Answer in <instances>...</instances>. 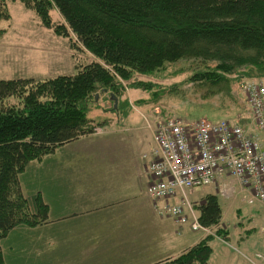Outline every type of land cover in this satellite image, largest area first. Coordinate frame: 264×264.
<instances>
[{"label": "trees", "instance_id": "obj_1", "mask_svg": "<svg viewBox=\"0 0 264 264\" xmlns=\"http://www.w3.org/2000/svg\"><path fill=\"white\" fill-rule=\"evenodd\" d=\"M19 1L42 26L75 37L73 45L92 59L77 65L75 74L0 79V264H6L2 242L10 230L47 218L38 195H23L20 174L32 161L100 128L104 121L86 114L100 90L117 99L121 81L134 72L153 73L167 62L185 60L191 71L188 81L208 85L212 94L224 80L237 84L241 78L264 77V0ZM6 18V0H0V19ZM218 198L207 194L197 213L204 227L217 226L215 234L226 240L239 228L219 225L223 210ZM245 218L238 223L246 226L245 236L237 233L242 238L256 230L249 225L252 218ZM209 238L157 264H210Z\"/></svg>", "mask_w": 264, "mask_h": 264}, {"label": "crops", "instance_id": "obj_2", "mask_svg": "<svg viewBox=\"0 0 264 264\" xmlns=\"http://www.w3.org/2000/svg\"><path fill=\"white\" fill-rule=\"evenodd\" d=\"M133 122H104L27 166L19 177L22 193L38 195L47 218L5 235L6 264H156L191 247L192 231L182 225L188 221L159 213L154 203L163 201L147 193L145 167L154 142L151 131L143 132L145 124ZM227 179L219 178L217 186ZM232 211L243 216L239 206Z\"/></svg>", "mask_w": 264, "mask_h": 264}, {"label": "rangeland", "instance_id": "obj_3", "mask_svg": "<svg viewBox=\"0 0 264 264\" xmlns=\"http://www.w3.org/2000/svg\"><path fill=\"white\" fill-rule=\"evenodd\" d=\"M6 8L9 18L0 19V79L18 77L44 79L75 74L77 65L82 66L92 59V56L79 44L73 45V42L78 43L75 37L71 40L42 26L36 14L26 8L21 1L6 0ZM190 74L187 60L177 64L167 62L163 70L153 73L134 72L130 79L121 81L122 91L117 99L110 97L107 91L100 90L97 98L94 97L95 101L88 103L86 114L98 123L102 121L116 123L118 120L132 119L135 126L138 122L147 126V122L155 119L153 116L155 112L160 113L156 120L176 116L185 121L205 118L218 122L222 119L233 121L241 117L239 122L244 125L245 121L251 118V113L247 112L244 96L238 88L240 80L237 84L224 80L212 94L210 91L207 92L208 85L203 87L188 81ZM241 79L260 80L264 84V77ZM9 100L14 101L15 97L11 96ZM147 127L143 132L151 131ZM216 182L197 186L192 191L185 189L194 210L197 212V206L203 203L207 194H217L223 206L227 204L226 208L229 209V212L225 213L223 207L220 226H225L230 230L234 227L239 228L237 233L245 236L246 226L238 223L244 221L245 216H250L252 219L249 225L255 226L256 230L246 238L236 233V237H230L224 241L213 234L217 226L212 227L209 230L210 233L202 229H191L188 216L187 224L180 223L192 231L187 243L193 246L200 242L206 234L210 237L208 242L212 247L210 264H252L245 256L253 257L257 251L264 249L262 237L264 232L260 231L262 227L264 228V206L248 204L241 198V194H236L235 200L225 199ZM179 200L180 195L174 201ZM237 206L247 213L243 212L241 219L239 216V218L236 217L232 211V207ZM184 211L188 215L187 210L184 209Z\"/></svg>", "mask_w": 264, "mask_h": 264}, {"label": "built area", "instance_id": "obj_4", "mask_svg": "<svg viewBox=\"0 0 264 264\" xmlns=\"http://www.w3.org/2000/svg\"><path fill=\"white\" fill-rule=\"evenodd\" d=\"M238 88L251 113L244 125L238 120L185 121L176 116L156 120L159 112L148 123L154 147L145 167L151 177L147 193L163 201L161 206L154 203L159 213L171 215L178 223L187 222L189 216L194 230L209 232L200 224L185 189L192 191L228 176L218 185L224 198L241 194L248 204L264 206V84L246 79ZM178 195L180 200L174 201ZM246 258L252 264L264 263V250Z\"/></svg>", "mask_w": 264, "mask_h": 264}, {"label": "water", "instance_id": "obj_5", "mask_svg": "<svg viewBox=\"0 0 264 264\" xmlns=\"http://www.w3.org/2000/svg\"><path fill=\"white\" fill-rule=\"evenodd\" d=\"M98 94H95V97L97 98Z\"/></svg>", "mask_w": 264, "mask_h": 264}]
</instances>
